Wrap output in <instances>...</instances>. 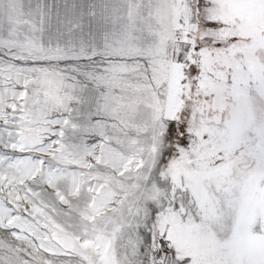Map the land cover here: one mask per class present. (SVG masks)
<instances>
[{
	"label": "snow or ice",
	"instance_id": "6c2138e0",
	"mask_svg": "<svg viewBox=\"0 0 264 264\" xmlns=\"http://www.w3.org/2000/svg\"><path fill=\"white\" fill-rule=\"evenodd\" d=\"M0 264H264V0H0Z\"/></svg>",
	"mask_w": 264,
	"mask_h": 264
}]
</instances>
